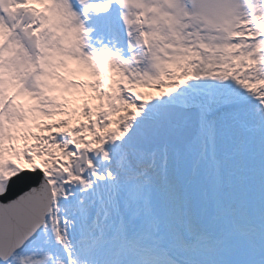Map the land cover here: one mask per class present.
<instances>
[{"label": "snow or ice", "instance_id": "obj_1", "mask_svg": "<svg viewBox=\"0 0 264 264\" xmlns=\"http://www.w3.org/2000/svg\"><path fill=\"white\" fill-rule=\"evenodd\" d=\"M0 264H264V0H0Z\"/></svg>", "mask_w": 264, "mask_h": 264}]
</instances>
